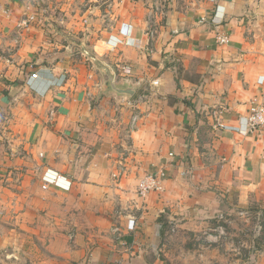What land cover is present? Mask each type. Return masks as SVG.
I'll list each match as a JSON object with an SVG mask.
<instances>
[{
  "label": "crops",
  "instance_id": "0c3cea01",
  "mask_svg": "<svg viewBox=\"0 0 264 264\" xmlns=\"http://www.w3.org/2000/svg\"><path fill=\"white\" fill-rule=\"evenodd\" d=\"M89 4L100 13L87 26L63 18L72 31L60 44L49 19L30 21L31 0H0V213L12 180L29 186L25 214L55 205L56 233L74 234L71 264H169L161 247L173 222L264 205V135L244 132L252 101L264 103V0ZM89 53L154 98L138 109L119 99ZM161 170V188L140 195ZM45 174L68 188H43Z\"/></svg>",
  "mask_w": 264,
  "mask_h": 264
},
{
  "label": "rangeland",
  "instance_id": "374dc122",
  "mask_svg": "<svg viewBox=\"0 0 264 264\" xmlns=\"http://www.w3.org/2000/svg\"><path fill=\"white\" fill-rule=\"evenodd\" d=\"M31 1L30 21L49 19L47 21L52 25L46 35L60 44H69L68 33L62 37V31H72L64 26L63 18L70 21L75 17L87 26L88 19L100 13L94 7L89 8V3L94 0ZM56 2H66L69 8L64 10L60 5L56 6ZM86 44L91 46L92 42ZM137 97L136 94L134 99ZM12 184V180L6 179L5 188L1 189L6 207L0 213V264H71L63 258L64 246H67L64 239L68 237V243H71L74 234H67L66 228L61 232L65 233H56L55 205L41 204L25 214L23 194L30 190L29 186L19 184L15 187ZM14 197L19 198L17 212L14 206L8 211ZM64 216L61 220H65V224L72 223V218L66 213ZM161 249L169 264H264V205L228 206L221 215L206 221L173 222L162 237Z\"/></svg>",
  "mask_w": 264,
  "mask_h": 264
},
{
  "label": "built area",
  "instance_id": "2783aa9c",
  "mask_svg": "<svg viewBox=\"0 0 264 264\" xmlns=\"http://www.w3.org/2000/svg\"><path fill=\"white\" fill-rule=\"evenodd\" d=\"M229 41H230V37L226 34H222L218 36V42L220 44H226ZM120 68L122 69V71L128 72L130 66L127 63L123 62L121 63ZM32 77L37 78L38 74L34 72L32 74ZM152 98L154 97L149 96L146 93H141L138 94L137 98L135 99L133 98L128 101L131 103L132 107L138 109L139 104L144 103ZM140 119H141V114L138 111L134 112L130 122L131 127H136ZM244 128H245L244 129L245 133H255L259 136L264 135V103L257 101V99H254V101H252V104L248 110V115L245 118ZM56 176L45 174L42 178L44 181L43 188L47 189L52 184L55 186L68 188L65 185L61 184L60 177L58 176L56 177ZM164 176H166V174L163 170H161V172L159 171L158 173H153L148 175L140 182L138 193L142 196H146L152 190L161 188L159 183L162 181V179L165 178Z\"/></svg>",
  "mask_w": 264,
  "mask_h": 264
},
{
  "label": "water",
  "instance_id": "95a60500",
  "mask_svg": "<svg viewBox=\"0 0 264 264\" xmlns=\"http://www.w3.org/2000/svg\"><path fill=\"white\" fill-rule=\"evenodd\" d=\"M89 56L103 71H105L108 76V85L110 90L113 91L119 99L123 98L126 100H131L134 98L141 87V83H134L128 79H123L122 81L118 82L116 77V69L114 66L106 64L93 54L89 53Z\"/></svg>",
  "mask_w": 264,
  "mask_h": 264
}]
</instances>
